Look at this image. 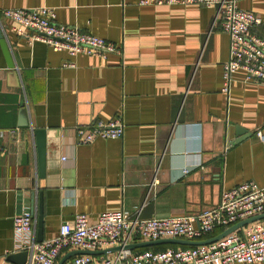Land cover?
<instances>
[{
    "label": "crops",
    "instance_id": "1",
    "mask_svg": "<svg viewBox=\"0 0 264 264\" xmlns=\"http://www.w3.org/2000/svg\"><path fill=\"white\" fill-rule=\"evenodd\" d=\"M140 1L0 0L15 62L8 67L0 44V128L21 127L16 142L0 141L8 147L0 152V264H18L8 260L23 251L14 217L30 210L37 223L40 193L48 239L77 213L91 222L118 210L142 218L192 214L214 208L223 190L264 185L257 135H264V83L237 70L223 91L230 38L214 24L215 9ZM238 6L263 20L255 31L264 37V0ZM40 7L121 52L72 56L29 44L1 13ZM117 115L125 123L121 138L79 142L80 127ZM38 129L46 130L44 176Z\"/></svg>",
    "mask_w": 264,
    "mask_h": 264
},
{
    "label": "built area",
    "instance_id": "2",
    "mask_svg": "<svg viewBox=\"0 0 264 264\" xmlns=\"http://www.w3.org/2000/svg\"><path fill=\"white\" fill-rule=\"evenodd\" d=\"M239 0H141L140 4H201L215 9L214 24L229 35V57L224 63V92H229L232 74L244 70L249 81L264 83V37L255 29L263 20L253 12L239 8ZM2 16L13 23V32L29 44L44 42L56 51L107 56L120 53L111 41L58 23L53 8H8ZM125 123L121 115L99 120L78 129L79 142L97 138H121ZM21 127L0 128V141H17ZM257 135L264 140L262 132ZM8 147L0 145V152ZM189 169H185L187 172ZM153 186L155 182L153 181ZM264 213V185L255 181L223 190L219 203L211 209L192 214L142 218L123 210L106 211L91 222L84 213L65 221L58 233L37 241L33 212L24 210L14 217V231L20 250L29 254L28 264H58L73 250H104L120 246L107 254L75 255L64 264H255L264 261V219L237 229L213 243L197 246L173 245L154 251L126 246L159 239L205 240L217 231L239 221ZM221 231V232H222Z\"/></svg>",
    "mask_w": 264,
    "mask_h": 264
},
{
    "label": "water",
    "instance_id": "3",
    "mask_svg": "<svg viewBox=\"0 0 264 264\" xmlns=\"http://www.w3.org/2000/svg\"><path fill=\"white\" fill-rule=\"evenodd\" d=\"M0 44L3 50V53L5 55L7 65L10 68L15 67V62L12 57V53L9 47V44L7 42V39L4 35V32L2 30V26L0 23ZM24 112V111H23ZM24 114V113H23ZM24 116V115H23ZM22 126H28L29 122L21 124ZM239 132L241 131L238 129ZM36 136V146H37V153H38V162H39V175L44 176L45 174V165H46V130L45 129H38L35 131ZM264 219V213L258 214L246 219H243L239 221L238 223L230 226L229 228L225 229L224 231L218 233L217 235L210 237L205 240H185V239H159V240H153V241H144V242H138L133 243L126 248L130 249H139V248H148L152 246H158V245H182V246H197V245H205L209 243H213L215 241H218L219 239L225 237L229 233L243 228L244 226L253 223L258 220ZM43 222H44V206H43V197L42 193L39 195V204L37 209V223H36V239L37 241H42L44 239L43 236ZM121 249L120 246L118 247H111L109 249L104 250H73L71 252H68L65 254L58 264H64L66 260L72 256L80 255V254H90V255H100V254H107L108 251L113 252L116 250ZM28 258V252L27 251H19L13 254H10L8 256L9 261L17 262L18 264H25Z\"/></svg>",
    "mask_w": 264,
    "mask_h": 264
},
{
    "label": "trees",
    "instance_id": "4",
    "mask_svg": "<svg viewBox=\"0 0 264 264\" xmlns=\"http://www.w3.org/2000/svg\"><path fill=\"white\" fill-rule=\"evenodd\" d=\"M222 231V229H219L217 231V233H220ZM170 246H173V245H158V246H152V247H148L146 249H151V250H154V251H158V250H163L167 247H170Z\"/></svg>",
    "mask_w": 264,
    "mask_h": 264
}]
</instances>
